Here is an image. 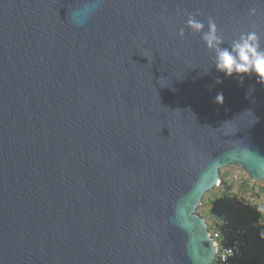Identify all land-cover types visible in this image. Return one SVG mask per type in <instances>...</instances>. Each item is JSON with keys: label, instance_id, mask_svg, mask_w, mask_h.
Listing matches in <instances>:
<instances>
[{"label": "water", "instance_id": "1", "mask_svg": "<svg viewBox=\"0 0 264 264\" xmlns=\"http://www.w3.org/2000/svg\"><path fill=\"white\" fill-rule=\"evenodd\" d=\"M189 15L264 47V0H0V264L216 263L198 209L264 181V85Z\"/></svg>", "mask_w": 264, "mask_h": 264}, {"label": "trees", "instance_id": "2", "mask_svg": "<svg viewBox=\"0 0 264 264\" xmlns=\"http://www.w3.org/2000/svg\"><path fill=\"white\" fill-rule=\"evenodd\" d=\"M221 184L203 199L198 213L215 225H239L247 229L244 264H264V181L254 182L241 168L221 170Z\"/></svg>", "mask_w": 264, "mask_h": 264}, {"label": "clouds", "instance_id": "3", "mask_svg": "<svg viewBox=\"0 0 264 264\" xmlns=\"http://www.w3.org/2000/svg\"><path fill=\"white\" fill-rule=\"evenodd\" d=\"M250 15H256L255 9H250ZM200 15V13H197ZM187 28L194 34L200 35L205 46L212 51L215 56V68L226 77H238L241 85L245 76L255 75L257 83L264 85V47H261L260 37L255 31L241 34L238 39L232 41L228 47L224 44L223 38L219 33L216 22L211 17L205 26L202 20L196 16L189 15L186 21ZM178 35L183 38L185 31L179 30ZM216 83H222L217 79ZM215 102L223 105L224 96L218 93Z\"/></svg>", "mask_w": 264, "mask_h": 264}, {"label": "built area", "instance_id": "4", "mask_svg": "<svg viewBox=\"0 0 264 264\" xmlns=\"http://www.w3.org/2000/svg\"><path fill=\"white\" fill-rule=\"evenodd\" d=\"M210 234L217 248L215 264H244V249L247 247L245 227L218 223Z\"/></svg>", "mask_w": 264, "mask_h": 264}]
</instances>
